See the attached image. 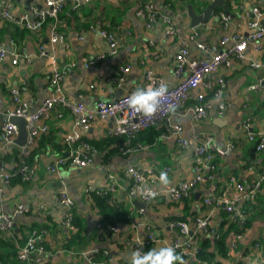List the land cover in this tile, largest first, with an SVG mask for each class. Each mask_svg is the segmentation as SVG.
Listing matches in <instances>:
<instances>
[{"label": "crops", "instance_id": "crops-1", "mask_svg": "<svg viewBox=\"0 0 264 264\" xmlns=\"http://www.w3.org/2000/svg\"><path fill=\"white\" fill-rule=\"evenodd\" d=\"M8 1L11 11L15 14L27 12L30 6L40 3V0ZM143 1L145 0H89L75 12L72 11V3L66 2L59 19L57 18V22L54 23V30L61 42L55 46L48 42L52 25L43 26L36 32L27 31L24 38L16 42L14 41L15 26L0 20V42L8 51L0 63V126L6 120V112L12 108L8 94L10 88L19 89L30 111H34L47 95L51 64L45 55L39 53L40 44L44 43L47 53L55 55V65L62 67L74 63L62 80L66 98L70 102L82 101L87 106H94L100 99L116 98L115 92L119 88L105 78L119 72L120 68L126 65H129V71L126 73L125 90L142 85L145 69L162 76L166 85L175 84L180 78L174 74L173 57L180 43H188L189 50L195 57L201 56L195 42L204 41L210 46L211 51L215 52L221 36L238 30L237 24L243 35L249 33L246 24L253 18L251 12L253 7L264 9V0L232 1V12H230L231 16H228L229 22L226 26H223L217 17L212 16L208 22L201 24L197 31L190 26V19L186 15L189 0H172V6L169 3L163 4L164 0H154L161 11L173 18L176 25L175 34L166 35L163 24L155 23L147 28L135 16V9ZM206 2L208 3L209 0ZM3 3L4 0H0V8L3 7ZM90 23L96 25L94 26L96 30L88 28ZM100 26L111 27L118 44L116 54L106 55L107 43L97 33V27ZM63 42L66 47L62 45ZM14 51L18 54L16 64L11 63ZM97 54L106 56L97 60L95 59ZM245 55L247 58L264 60V39L261 41L259 51L248 46ZM258 74H261V70L232 58L228 65H222L217 72L208 76L212 80H224L227 107L223 115H218L214 109H210L204 118L194 120L188 114L181 116L178 110L171 113L172 121L181 122L183 125L184 136L189 142L187 148L180 147L175 139L166 136L165 132L150 142L142 141L141 134L135 137L138 139L135 141L133 151L128 155L117 152L110 154L105 149L95 155L93 162L87 167L64 165L58 173H49L45 170L46 165L60 156L63 151L57 130L68 131L73 122L72 115L64 106L55 107L46 118L49 124L48 131L38 136L39 139L43 136V142L40 139L41 146L36 154L31 155L30 162L34 169L32 179L22 184L3 185L0 213L13 214L16 205L23 204L32 208L34 213L25 217L18 214V218L22 217L18 221L26 225L32 223L39 225L46 215L59 217L61 209L56 204L55 196L60 190H66L74 199L75 210L86 218L88 231L93 232L99 220L87 199L86 185L105 183L107 172L120 173L121 169L130 163L139 170L154 174L153 178L141 185V188L165 189L194 175L192 149L202 135L211 136L212 142L220 148H224L227 142H232L231 150L215 160L219 178L197 184L193 188L194 201L190 205L172 204L166 201L164 206L154 204L146 207L145 220L157 226L166 241L171 240L174 236H172L173 230L167 226L168 216L186 215L194 211L196 215L203 216L207 213L202 201L205 196L216 199L232 198L237 194L235 187L228 182L229 176L235 177L237 182L248 188L263 173L264 149L257 150L256 142L249 140L246 134L248 130L256 136L260 133L264 134V83L258 90L249 89V85ZM90 84L94 85L93 88L89 87ZM109 125L110 121L107 120L93 121L90 128L82 133L89 139H100L106 136L105 132ZM202 128L207 130L202 131ZM15 138L16 136L13 140ZM38 141L35 147L40 145ZM14 149L21 147L14 142L4 145L0 138V168L5 171L13 166L14 158L8 153H12ZM165 166L170 167L167 171L170 183L167 186L161 185L159 181V174ZM220 181L225 184L222 190L216 186ZM122 183L125 184L126 181ZM121 192L122 190L116 194V198L124 200L131 206L132 215L137 220L138 209L133 204L137 195L128 197ZM241 204L237 203L236 209L244 207L243 219L239 218L238 210L228 212L223 205L217 206L214 216L210 219L209 224L214 228V232L229 216L233 218L235 215L238 224L246 222L245 228L239 231L240 234L231 233L227 242L228 251L225 256L219 255L218 259L220 264H264V178L255 197ZM40 205L43 208L38 210ZM52 230L46 237L48 252H45V260L42 264H85L81 258L59 250L66 230H56L57 234L54 228ZM124 233H130L132 237L135 235L145 237L148 231L142 226L132 229L130 225H119L118 232L112 234V238L116 241L108 245L112 255L110 264H120L130 260L132 250L130 246L126 247L121 242L125 237ZM102 246L107 247V241ZM159 246L157 244L156 247Z\"/></svg>", "mask_w": 264, "mask_h": 264}, {"label": "built area", "instance_id": "built-area-1", "mask_svg": "<svg viewBox=\"0 0 264 264\" xmlns=\"http://www.w3.org/2000/svg\"><path fill=\"white\" fill-rule=\"evenodd\" d=\"M88 0H40L39 4L30 6L27 12L15 14L9 7V1L4 0L3 7L0 8V19H4L14 23L19 27H25L34 32L38 31L47 18L57 19L58 13L62 10L65 2L72 3V8L77 9L84 2ZM253 18L246 24L249 31L247 35H243L240 31L239 24L238 30L230 34L222 35L218 41V49L215 52L211 51L210 46L206 42H195L196 48L201 52V56H193L189 50L188 43L182 42L178 46L174 54L173 69L174 74L180 79L173 85H166L163 77L158 76L154 71L145 69L143 74L142 85L145 87L152 85L155 87L165 84L167 92L160 98L161 103L158 111L151 117L145 116L143 113H138L131 109L127 104L128 97L137 88H130L124 90L118 97L112 100L100 99L94 106H87L82 101L70 102L62 88V80L64 76L70 71L74 63L66 64L62 67L55 65L56 57L53 53H47L45 44L39 45V53L45 55L51 64V72L48 79L47 95L38 104L34 111H30L27 102L21 97L19 89L12 87L9 89V96L12 103V108L6 112V117L18 116L25 119V127L28 133V140L26 146H22L20 153L26 155L28 149L33 144L35 137L41 133L48 131V124L46 118L50 114L54 106H65L70 110L73 122L71 129L68 131L57 130L61 142L63 144V151L60 156L55 158L52 162L48 163L45 170L49 173H58L64 165H73L79 168L87 167L90 165L94 156L98 154L95 147L88 142H80L82 131H87L93 121H110V127L106 129L107 135H122L124 140L118 145V150L122 155H128L133 151L134 146L131 145V140L136 134L148 126L156 123L161 124L165 130L166 136H171L175 139L176 143L182 147L189 146L188 140L184 136L183 125L181 122L172 121L169 106H175V110L179 111L181 116L190 115L194 120L204 118L210 109H214L218 115H223L227 104L224 94V80L209 79L208 76L217 72L222 65H228L232 58L238 59L240 62H246L249 66L261 70L256 79L249 85V89L258 90L264 83V60L247 58L245 50L248 46L259 51L261 48V41L264 39V9L253 7L251 10ZM135 16L141 20L145 27L150 28L155 23L164 25V32L166 35H173L176 31V25L173 18L167 13L161 11L157 4L148 0L137 6L135 9ZM218 21L226 26L229 22L228 15L221 11L215 15ZM51 26L49 32L48 42L55 46L60 42L58 34L54 30V25ZM91 30H96L94 26H90ZM97 33L103 37L107 43V54L114 55L117 52V41L113 34L108 33L103 29H97ZM62 45H67L63 42ZM8 54L7 49L0 42V63ZM105 54L95 55V59L100 60L106 56ZM18 54L12 52V64H16ZM129 71V65L120 68L119 72L111 75L105 80L114 83L118 88L122 87L126 80V73ZM93 84L89 87L93 88ZM18 132V125L8 121L7 119L1 123L0 138L4 145L11 144L13 138ZM247 138L256 142L255 148L257 150L264 149V134L260 133L255 135L252 131H247ZM233 147L232 142H227L224 148L216 146L212 142L209 135H202L195 142L192 149V168L194 175L185 181H180L173 186L165 189H154L159 193L158 196H163L165 202L171 200H178L182 196H186L191 188L204 180L215 181L219 178L216 173L215 165L212 163L214 156H223L226 151L231 150ZM170 170L169 166L163 168L164 172ZM23 174L24 181H30L34 175V169L23 164L20 167ZM122 175L132 180V185L129 194L124 195H139V200L146 202L150 198L142 194V184L150 179V171L139 170L134 165L128 163L121 169ZM118 173L107 172L106 182L98 185H86L85 192L96 191L103 193L106 191H113L117 186ZM154 176V175H153ZM11 173L0 168V196L2 195L3 185H9ZM264 178V171L260 178L255 180L248 188L243 186L240 182L236 181L233 176L228 177V182L232 184L237 194L232 198L220 197L212 199L210 196L203 198V204L207 206L206 214L203 216H196L192 223L187 221L170 220L167 223L169 229L177 231L176 238L169 241L166 239H156L151 232L148 231L145 237L138 235L129 239L130 248L132 252H144L145 248H150L153 243L155 245H171L181 254L188 258H193L195 249V235L198 232L214 233V228L210 226L209 222L217 206L223 205V208L232 212L238 210L240 219H243L244 212L236 209V203L242 202L244 199L254 198L260 189V182ZM122 190V188H120ZM56 204L60 207V219L63 218V224L67 228H72L70 224V211L74 207L73 197L66 191L60 190L55 196ZM38 210L43 208L42 205L38 206ZM29 209L28 206L17 204L13 214L0 213V231L11 232L14 227L15 214H22ZM137 220L130 225L132 229L139 226L144 227L146 224V209H138ZM118 226L110 227L112 233L118 232ZM43 232V231H42ZM36 240H40V235L36 230H32L30 237L26 243L18 249V257L22 260L36 256V262L42 263L45 260V251L43 246H35ZM156 248V246H155ZM97 248L91 247L90 249L81 252L82 257H87L88 254L96 251ZM108 250H105L107 253ZM89 263V260H88ZM130 264V260L126 263ZM207 264V263H204Z\"/></svg>", "mask_w": 264, "mask_h": 264}, {"label": "trees", "instance_id": "trees-1", "mask_svg": "<svg viewBox=\"0 0 264 264\" xmlns=\"http://www.w3.org/2000/svg\"><path fill=\"white\" fill-rule=\"evenodd\" d=\"M147 1L148 0H145L143 1V3ZM232 1L237 2V0H226L227 5H228L227 7L230 12H232V5H233ZM167 3H169L171 6L173 5L172 0H164L163 4H167ZM189 3L196 11L200 10L203 5L207 4L206 0H189ZM65 4L66 2L63 4L62 10L58 13V16H57L58 19L63 9L65 8ZM181 4H182V8L184 9V2H182ZM78 8L72 9V11L75 12L78 10ZM221 11L222 10L218 8L215 14ZM0 20L9 22L15 26L14 41L22 40L26 32L30 31L27 28L25 27L21 28L10 21L4 20V19H0ZM55 22H57V19L54 21V23ZM52 24H53V19L47 18L45 22L43 23L42 27L49 26ZM90 26H96V25L93 23H90L88 25L89 29H90ZM97 28L103 29L107 31L108 33H111L114 35V33L111 31V27L109 26H106V27L100 26ZM55 107H62V106H54L51 109V111ZM65 108L68 110L70 114V110L67 107ZM48 127H49V124H48ZM163 132H165V130L161 126V124L156 123L138 132L135 137L139 135L141 136L142 134L143 136L142 141L144 140L146 142H150L151 140H153V138H155L158 135H161ZM38 136L35 137L34 142L28 149L26 155L21 154L20 149H14L12 153L10 154L8 153L9 156L14 158L13 166L10 170H8L11 173L10 182H9L10 184H18V183L22 184L25 182L23 180V174L20 171V167H22L23 164L27 165L28 167L33 166L31 165V162H30L32 161L31 155L37 153V151L39 150V147L41 146L43 142L42 140L43 136H41L40 138L42 140L41 143H40V139ZM135 137L131 140V145L133 146L135 144V141H137L138 139ZM123 140H124V136L122 135H107V134L105 137L96 139V140L89 139V137L86 134H82L80 138V142L90 143L93 147L96 148L98 153H100L101 150L106 149L110 154H113L114 152L120 153L118 150V145ZM37 141L38 143H40V145H37L35 147ZM217 157L218 156H214L212 163L215 165L216 173L219 175V171L217 170L216 163H215V160ZM118 174H119L118 180H117L118 184L113 191H106L103 193H97L96 191H90L87 193V199L89 201L90 207L95 211L96 215L98 216V220H99L93 232L88 231L86 218L80 215V213L75 210V203H74L73 209L70 211V216H71L70 224L73 226L72 228L65 227V225L62 222L63 218L60 219V217L54 218V216L46 215L45 219L42 221V223H39V225L35 223L26 225V223L18 221V219L22 217L18 218V216H16L14 217L15 226L13 227L11 232L0 231V249H1L0 264H37L35 255L25 260L20 259L18 257V249L26 243L28 237H30L31 231L36 230L37 234L40 235V240H36L34 245L43 246L44 251L47 253L48 251H47V245H46V241H47L46 237L49 234V231H53L52 230L53 228H54L55 234H57L56 230H59V231H62L63 229L66 230L65 236L62 238L61 249H59L61 252H68L70 255L76 258H81V260H83L85 264H110L112 255H111V248H109L108 245L116 241L115 238H112L113 233L111 232L110 227H113V226L119 227V225H131L135 220V217L132 215L131 206L128 205L127 202H125L124 200L122 201L116 198V194L120 191V188H122V192H121L122 194L123 193L129 194V190L132 185V180L129 179L128 177L123 176L122 172ZM124 180L126 181L125 184L122 183ZM224 185H225L224 182L220 181L217 183L216 186L220 188V190H222V187L224 188ZM192 191H193V188L190 189L189 193L186 196H182L176 201L171 200L170 202L172 204L181 203V204H184L185 206H188L190 205L192 201H194V196L192 195ZM127 196L129 197V195ZM137 199H140L138 194H137ZM249 200L250 199H244L242 202H238V203H242L241 205H243V203L248 202ZM145 204H146V207H151V206H154V204H156L157 206H161V205L164 206L166 203H165V198L163 196H158L155 199L150 198L149 200L145 202ZM203 206L207 208L206 205H203ZM244 210H245L244 207L241 206L240 211H243L245 213ZM33 213L34 212L32 211V208L29 207V209L23 212L21 215L25 217ZM196 216L198 215H196V212L194 211L191 214H186V215H178V216L170 215L168 216L167 220L168 221L184 220L191 224L193 219ZM234 217L236 216L233 215V218H230L229 216V218L224 219L222 223L218 225V228L215 229V232L213 234L205 233L202 235V233H197L195 235L196 236L195 244L197 245L194 249L193 258H188L187 256L181 254L178 250H176L177 253L181 254L184 257V259L187 261V264H195V262L196 264L198 262H205L208 264H220L221 262L218 259V256L219 255L225 256V254L227 253L228 251L227 242H228V238L231 236V233L240 234V232L246 226L245 221L243 223L238 224V220ZM225 225L226 227H224ZM15 228H17L16 231H14ZM144 228L147 229V231L151 232V234H153L156 239H162L164 237L161 233H159V228L155 226L154 224H149L148 221H146ZM172 230H173L172 236H174L173 238H176L175 234L177 233V231L175 229H172ZM124 234H125V237L122 239L121 242L126 247L130 246V243L128 241L129 239L132 238V234L130 233H124ZM106 241H107V247L102 246L103 244L106 243ZM153 244L154 245H152L150 248L148 247L145 248L144 252H146L147 250L151 248H155V246H157L155 245V243ZM92 245H95V246H92ZM91 246L97 248V250L88 254L87 255L88 259L86 257L85 258L82 257L81 252L83 250L85 251L87 249H90ZM197 246L199 247L198 249H197ZM105 250H108V252L105 253ZM88 260H89V263H88ZM127 262H121L120 264H126Z\"/></svg>", "mask_w": 264, "mask_h": 264}, {"label": "clouds", "instance_id": "clouds-1", "mask_svg": "<svg viewBox=\"0 0 264 264\" xmlns=\"http://www.w3.org/2000/svg\"><path fill=\"white\" fill-rule=\"evenodd\" d=\"M166 92L167 86L165 84L158 87L152 85L137 87L128 97L127 104L134 111L151 117L158 111L161 103L160 98ZM169 111L174 112L175 106L170 105ZM159 181L164 186L170 183L167 172H160ZM142 194L151 199H155L159 195L157 191L148 187L142 189ZM130 264H187V261L181 254L177 253L173 246L163 245L151 248L146 252L139 250L132 252L130 254Z\"/></svg>", "mask_w": 264, "mask_h": 264}, {"label": "water", "instance_id": "water-1", "mask_svg": "<svg viewBox=\"0 0 264 264\" xmlns=\"http://www.w3.org/2000/svg\"><path fill=\"white\" fill-rule=\"evenodd\" d=\"M227 6L228 5L226 0H209V2L204 7H202L198 12H196L188 2L186 15L190 19V26L196 29L197 31H199V26L201 24L208 22L210 18L215 14L218 8L224 11L228 16H231V13ZM124 90H125V85L120 87L119 90L115 92L116 93L115 96L118 97ZM6 119L18 125V132L13 142L19 145L20 147L26 146L28 140V133L25 127V119L23 117H18V116H11L8 118L6 117ZM206 130H207L206 128H202V131H206ZM133 202H134L133 203L134 206L137 209L146 207V204L140 200L135 199ZM16 216L19 215L15 214V217Z\"/></svg>", "mask_w": 264, "mask_h": 264}, {"label": "rangeland", "instance_id": "rangeland-1", "mask_svg": "<svg viewBox=\"0 0 264 264\" xmlns=\"http://www.w3.org/2000/svg\"><path fill=\"white\" fill-rule=\"evenodd\" d=\"M155 73H156V72H155ZM156 74H157V73H156ZM158 76L160 77L159 74H158ZM149 174H150V178H153V175H154V174H153V173H149ZM204 215H205V214H204ZM199 216H200V215H199ZM198 233H202V235L205 234V233H203V232H198Z\"/></svg>", "mask_w": 264, "mask_h": 264}]
</instances>
